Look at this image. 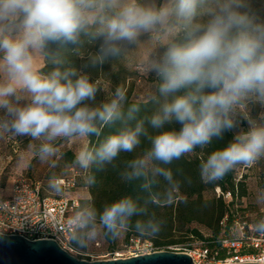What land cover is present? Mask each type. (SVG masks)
Wrapping results in <instances>:
<instances>
[{"label": "clouds", "instance_id": "9594fccd", "mask_svg": "<svg viewBox=\"0 0 264 264\" xmlns=\"http://www.w3.org/2000/svg\"><path fill=\"white\" fill-rule=\"evenodd\" d=\"M245 8L243 0H0V132L30 137L41 161L55 157L58 142L99 136L105 125L122 127L97 147L82 146L75 165L84 183L96 178L89 170L112 164L121 153L140 155L126 162L121 179L140 181L143 203L122 196L102 208L85 202L67 220L70 237L87 247L101 236L116 239L129 230L156 235L163 224L148 215L147 206L171 204L176 191L170 165L205 148L236 127V116L248 122L226 146L200 163L205 183L221 180L238 165L252 167L264 158V113L252 118L241 109L264 106V19ZM149 39L141 41L140 37ZM100 40L87 57L85 69L125 58L144 46V70L155 73L156 105L150 116L138 118L140 106L125 110L126 91L117 87L109 102L97 105L100 91L90 71L64 67L66 53H78ZM49 43L61 48L47 51ZM74 45L68 50L66 45ZM162 49V51H160ZM41 63L51 70H41ZM134 122V123H133ZM180 124L179 130L167 127ZM147 125V126H146ZM155 130V134L149 132ZM55 189V179L50 181ZM255 201L264 207V188ZM146 216V219L134 217ZM264 233V216L253 221Z\"/></svg>", "mask_w": 264, "mask_h": 264}, {"label": "trees", "instance_id": "16d2710c", "mask_svg": "<svg viewBox=\"0 0 264 264\" xmlns=\"http://www.w3.org/2000/svg\"><path fill=\"white\" fill-rule=\"evenodd\" d=\"M64 47L70 51L75 48L74 45L70 44ZM60 48L61 45L57 43H49L47 45V51L50 53H56ZM98 50L99 40H96L91 44L85 45L78 53H66L68 63L64 66L75 67L77 70L90 71L93 81L97 83L100 89L96 97L97 105L106 103V93L99 79L109 62L102 66H98L96 69H85L83 66L87 62L88 55ZM41 70L44 72L50 71L51 66L46 64ZM156 82L158 83L157 80ZM132 104H138L140 106V111L137 114L138 118L150 116L156 108V105L150 100L146 102L134 101L126 96L124 104L125 110ZM121 127L122 125L120 122L103 126L99 136L90 135L88 137L90 142L89 148L97 147L106 136L117 132ZM167 127H175L176 130H179L181 125L176 123ZM149 132L155 134V130L151 128H149ZM234 135L233 129L225 131L222 138L213 140V142L205 148L201 149L198 147L192 153L182 156L178 160H174L170 165H166L165 167L171 170L173 180L176 182L177 186L173 202L163 206L156 203L147 206L149 216H155L157 220L163 221L160 231L153 236H141L134 230H129L128 239L135 237L146 238L152 241L154 245L161 248L169 246L171 243H176L166 240L176 227L181 229L186 228L194 234L200 235V238L203 239L204 247L208 248L212 254L218 252L217 258H225L227 252L223 249L221 241L228 236H232L231 230L233 229L232 226L236 218L232 206L236 199H241V197L246 194V190L244 188V183L236 182L235 169L227 173L221 180L205 183L200 176V163L202 160H205L211 152L226 146L227 143L233 139ZM147 147H149V142L142 138L141 145L133 153H121L112 164L105 165L104 168L100 170H97V168L93 166L89 172L95 176L96 182L89 186L92 197L90 203H93L97 208H102L105 203H110L125 195L131 196L133 199L143 203L144 199L147 197V193L141 189V182H125L121 179L120 172L124 169L127 161L140 155ZM63 156L67 159L68 164H75V155L73 152L68 151ZM216 188L221 190L220 196L217 197L213 194L211 199L203 198L205 192L214 193ZM228 192L231 194L232 198L229 202L223 197V195H226ZM146 218V216H140L134 217L133 219L135 221L137 219ZM198 224L213 230V236L211 238H204L200 231L193 227ZM103 238L110 245V249L113 252V245L117 238ZM76 246L79 247L78 245Z\"/></svg>", "mask_w": 264, "mask_h": 264}, {"label": "rangeland", "instance_id": "374dc122", "mask_svg": "<svg viewBox=\"0 0 264 264\" xmlns=\"http://www.w3.org/2000/svg\"><path fill=\"white\" fill-rule=\"evenodd\" d=\"M165 0L161 1L163 4ZM245 8L241 11H250L255 13L260 18L264 19V0H243ZM149 39L148 35H143L140 40L146 41ZM99 40V39H98ZM101 41L99 40V45ZM162 51V49L160 50ZM148 54V49L144 46L135 52L130 53L128 56L122 59H118L109 62L105 67L101 78L99 79L103 90L105 91V100L109 102L117 87H121L126 91V96L134 101H149L150 96L157 93L156 74L144 72V76L138 74V66H142V60ZM147 76V77H145ZM145 77V78H144ZM241 112L249 114L252 118H259L264 113V106L260 104H252L241 109ZM0 116L3 113L0 112ZM248 122L242 114L236 116V127L233 128L234 134L240 131H247ZM10 138V139H9ZM38 141H33L30 137H17L7 132H0V167L3 166V174L11 176L15 172H23L32 177L36 174L39 179H45V172L57 173L62 176L78 175V185L76 194L81 202V205L85 202H91V193L89 186L84 183V176L86 175L75 164H68L67 159L64 158V154L68 151L73 152L76 155L77 151L84 145L89 147V138H83L76 141L65 142L63 140L58 142V151L55 157L61 156L58 162H55V157L48 161H41L38 157L33 155L30 145L38 144ZM235 169V177L237 183H244L246 194L235 200L232 206L235 212L236 218L234 220L231 234L237 235L239 232V224L243 221L252 223L259 217L264 216V207L258 205L255 201V194L257 189L264 188V158L256 162L252 167H245L238 165ZM52 172V173H53ZM63 173V174H62ZM216 188L214 193L205 192L204 199H211L215 194L217 197L221 194ZM226 201H231V197L224 198ZM194 228L198 229L204 238H211L213 236V230L203 226L195 225ZM128 232L121 235L115 241L113 245V258L115 253H121L125 249V245L129 242ZM174 241L169 246L159 247L161 251H174L179 253H194L203 247V239L200 235H196L190 230L176 227L169 237L166 239ZM82 256H77L80 259L87 261L107 260L104 255L111 253L110 245L104 240L103 236L90 243L87 247H78ZM200 260V259H199ZM198 260V263H199Z\"/></svg>", "mask_w": 264, "mask_h": 264}, {"label": "built area", "instance_id": "2783aa9c", "mask_svg": "<svg viewBox=\"0 0 264 264\" xmlns=\"http://www.w3.org/2000/svg\"><path fill=\"white\" fill-rule=\"evenodd\" d=\"M137 68L138 74L144 76L143 66ZM1 175L0 169V177ZM58 184L65 190V195H46L41 182L33 180L23 172L12 174L10 195L4 196L0 193V234L21 236L32 241L56 240L72 255L82 256L72 242L67 227L68 218L81 207L79 198L71 193L77 189L78 175L61 178ZM218 190L221 193V190ZM223 197H231V194L228 192ZM239 225L237 235L228 236L221 241L223 249L227 252L225 258H217L218 252L212 254L203 246L190 254L195 263L264 264V233L255 231L253 224L247 221ZM158 250L159 247L149 239L135 237L129 240L121 253H115L114 258L140 256ZM104 258L113 259V252L104 255Z\"/></svg>", "mask_w": 264, "mask_h": 264}, {"label": "water", "instance_id": "95a60500", "mask_svg": "<svg viewBox=\"0 0 264 264\" xmlns=\"http://www.w3.org/2000/svg\"><path fill=\"white\" fill-rule=\"evenodd\" d=\"M0 264H196L188 253L155 251L140 256L87 261L64 250L56 240H28L0 234ZM241 264H262L244 262Z\"/></svg>", "mask_w": 264, "mask_h": 264}, {"label": "crops", "instance_id": "0c3cea01", "mask_svg": "<svg viewBox=\"0 0 264 264\" xmlns=\"http://www.w3.org/2000/svg\"><path fill=\"white\" fill-rule=\"evenodd\" d=\"M161 1L162 0H157V4L158 5H161ZM147 35V34H146ZM46 64L45 63H41L40 67L41 69L45 66ZM61 156H57L55 157V162H58V160H60ZM1 169V172H2V175L0 177V193L3 194L4 196H9L10 195V192H11V187H12V175L11 176H5L3 174V166L0 167ZM49 171V170H48ZM48 171H46L44 174H45V179H42L40 180L36 174H34V176H32L31 178L35 181H39L42 183V186H43V190H44V193L46 195H65L66 192L65 190L58 184V180L61 179V178H64L66 176L62 175H58L57 173H48ZM63 174V173H62ZM30 177V176H29ZM55 179L56 182H57V185L58 187L57 188H53L51 185H50V181ZM76 189L74 191H72L71 193L73 195H75L76 193Z\"/></svg>", "mask_w": 264, "mask_h": 264}]
</instances>
